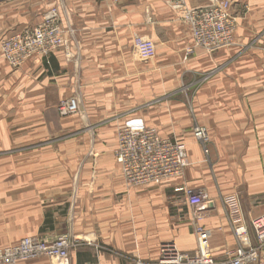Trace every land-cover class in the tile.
<instances>
[{"label":"crops","instance_id":"1","mask_svg":"<svg viewBox=\"0 0 264 264\" xmlns=\"http://www.w3.org/2000/svg\"><path fill=\"white\" fill-rule=\"evenodd\" d=\"M220 1L230 4L232 45L186 60L190 31L167 0L0 2V41L55 6L71 31L66 49L16 69L0 54V249L68 234L82 241L68 264L153 263L163 244L193 253L195 225L217 260L256 245L249 222L264 214V0L185 3ZM73 95L79 113L60 117L58 102ZM137 120L185 144L182 175L144 187L124 182L116 131ZM194 127L209 135L207 154ZM178 187L202 197L199 221ZM230 196L239 199L244 237L234 235Z\"/></svg>","mask_w":264,"mask_h":264},{"label":"built area","instance_id":"2","mask_svg":"<svg viewBox=\"0 0 264 264\" xmlns=\"http://www.w3.org/2000/svg\"><path fill=\"white\" fill-rule=\"evenodd\" d=\"M169 6L180 15L190 31V46L184 52L186 60L196 50L211 54L233 43L234 20L226 12V2H216L201 8H188L185 0H167ZM71 33L60 23V10L51 7L42 16L41 22L0 41V54L12 69L23 65L31 58H48L54 51L67 47L65 35ZM135 46L143 47L140 40ZM60 117L78 114L80 101L77 95L62 99L56 106ZM193 138L207 154L209 135L202 127H194ZM124 182L132 187L159 185L161 182L182 175L188 167L185 144L171 138H161L156 130L148 128L139 120L121 125L116 131V146L113 151ZM183 193L193 219L199 221L203 199L193 190L178 187ZM232 229L236 237L247 234V226L241 219V207L237 196L226 198ZM249 226L256 238V245L236 249L217 260L207 244V233L201 226H194L196 249L191 254L180 253L173 244H163L158 259L153 263L139 264H261L264 250V214L253 218ZM82 244L80 239L63 234L53 240L24 238L17 244L0 249V264H17L44 257L53 264H68L71 249Z\"/></svg>","mask_w":264,"mask_h":264},{"label":"rangeland","instance_id":"3","mask_svg":"<svg viewBox=\"0 0 264 264\" xmlns=\"http://www.w3.org/2000/svg\"><path fill=\"white\" fill-rule=\"evenodd\" d=\"M1 1H4V0H0V2ZM222 2H226L227 3V8H226V12L229 14L230 12V4H229V2H227V1H222ZM230 15V14H229ZM231 16V15H230ZM232 18H233V16H231ZM230 47V46H229ZM157 132V131H156ZM55 144H57L56 142H55ZM46 147H48V146H44V148H45V157H53L52 156V154H46L47 152H49L50 150L49 149H47ZM54 149H55V151H54ZM59 150V151H58ZM52 151H54V152H56V153H65L66 154V150L65 151H61V146H60V148H59V146L58 145H54L53 146V149H52ZM51 152V151H50ZM56 157V156H55ZM60 157H63V156H60ZM64 157H67L66 155L64 156Z\"/></svg>","mask_w":264,"mask_h":264}]
</instances>
